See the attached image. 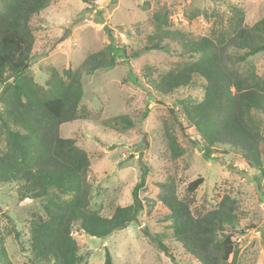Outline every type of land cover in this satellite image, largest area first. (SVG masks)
Masks as SVG:
<instances>
[{
	"label": "trees",
	"instance_id": "16d2710c",
	"mask_svg": "<svg viewBox=\"0 0 264 264\" xmlns=\"http://www.w3.org/2000/svg\"><path fill=\"white\" fill-rule=\"evenodd\" d=\"M81 1L92 5L101 2ZM51 2L0 0V131L4 136L0 183L16 184L20 200L41 201L42 215L34 214L29 223L30 264H87L72 235L74 230L105 238L136 219L142 209L138 191L145 185L147 165L141 166L140 179L132 189V203L117 204L110 216H104L100 204L92 201L97 180L89 154L76 139L61 136L59 130L61 124L85 117L84 75L145 51L169 50L171 44L188 57L187 61L156 76L148 66L141 74L131 71L134 82L147 83L148 96L157 99L181 88L202 90L198 99L190 92L176 97L182 116L196 136L195 146L205 159H212L220 150L218 146H223L221 150L226 153V147L238 153L258 171L254 182L264 202V74H258L248 60L264 51V16L246 25L243 9L235 4L229 3L228 16L217 10H201L199 14L205 18L214 16L213 27L208 35L195 38L172 28L161 11H155L147 19L150 31L145 32L141 48L119 45L107 29L111 40L104 47L88 53L75 67L48 65L45 83L40 84L29 68L37 56L33 49L40 14ZM119 32L131 37L126 28L119 27ZM102 122L107 126L133 125L127 115ZM167 144L171 156L176 157L174 139L169 136ZM202 182V177L188 182L183 196L177 193L173 177L168 175L160 183L159 201L168 210L162 221L169 230L155 234L158 248L173 259L162 241L169 237L199 264H237L233 233L238 231L242 214L238 198L224 193L215 207L193 211L191 194ZM0 264H13L2 246ZM102 264H114L108 250Z\"/></svg>",
	"mask_w": 264,
	"mask_h": 264
},
{
	"label": "rangeland",
	"instance_id": "374dc122",
	"mask_svg": "<svg viewBox=\"0 0 264 264\" xmlns=\"http://www.w3.org/2000/svg\"><path fill=\"white\" fill-rule=\"evenodd\" d=\"M229 3L243 9L246 25L264 16V0H101L94 5L81 0H52L40 14L42 20L33 49L37 56L30 63L29 72L36 82L44 84L48 65L77 66L88 53L111 40L107 29L119 45L141 48L145 32L150 31L147 19L155 11H161L172 28L190 37L208 35L214 16L205 18L199 11L217 10L228 16ZM119 27L128 29L131 37L119 32ZM170 47L119 59L113 67L82 77L85 117L61 124L59 132L63 137L76 139L77 145L89 154L97 180L92 201L100 204L102 215L110 216L117 204L132 203V189L140 179L142 164L149 171L144 187L138 191L142 209L135 220L105 238L77 230L72 235L87 264H102L105 250L110 252L114 264H199L179 243L162 238L171 259L158 248L155 234L169 230L162 221L168 210L159 201L160 183L168 175L173 177L177 193L183 196L188 182L202 177L203 182L191 194L192 210L213 208L224 193H232L242 211L238 231L243 232L233 233L237 264H264V202L254 182L258 171L228 147L226 153L221 150L223 146H218L220 150L214 157L205 159L195 146L196 136L176 101L178 95L189 92L198 99L202 90L181 88L157 99L148 96L147 83L141 80L142 84H137L132 78V72L141 74L146 66L152 67L156 76L187 61V56L172 48V44ZM248 60L258 74H264V51ZM118 115H127L133 125L103 124V120ZM169 136L175 141L176 157L171 156ZM3 138L0 131V149ZM262 150L264 159V142ZM34 214L42 215L41 201L20 200L16 184L0 183V247L13 264H30L29 223Z\"/></svg>",
	"mask_w": 264,
	"mask_h": 264
},
{
	"label": "water",
	"instance_id": "95a60500",
	"mask_svg": "<svg viewBox=\"0 0 264 264\" xmlns=\"http://www.w3.org/2000/svg\"><path fill=\"white\" fill-rule=\"evenodd\" d=\"M97 20H100V18H97Z\"/></svg>",
	"mask_w": 264,
	"mask_h": 264
}]
</instances>
